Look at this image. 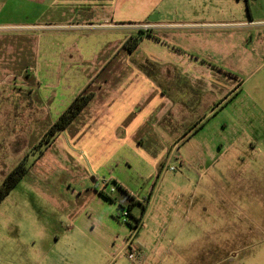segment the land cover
<instances>
[{
	"label": "crops",
	"instance_id": "crops-1",
	"mask_svg": "<svg viewBox=\"0 0 264 264\" xmlns=\"http://www.w3.org/2000/svg\"><path fill=\"white\" fill-rule=\"evenodd\" d=\"M26 2L37 10L36 20L0 25V66L13 65L12 74L20 75L29 90L33 88L35 105L48 115L49 125L56 121L50 115L60 117L76 97L92 94L61 133L67 134L71 145L84 144L92 166L88 175L95 186L83 192L93 204L87 202L76 210L65 250L80 249L117 264L113 260L121 259L130 231L110 216L109 205H122L126 199L120 192L116 204L104 198L96 187L100 175L110 174L103 179L138 202L146 186L139 176L142 172L122 168L115 172L111 167H131L144 157L150 172H157L176 147L206 128L212 113L248 94L245 88L254 67H264V0ZM143 25L150 29H142ZM19 30L21 34L12 33ZM132 37L139 38V44L131 52L127 45ZM260 88L264 93V82ZM207 101L208 106H216L208 113ZM195 111L201 117L186 131ZM250 118L240 112V125ZM205 155L201 153L199 161L211 160ZM232 159L228 171L233 184L246 177L263 189L264 181H259L263 173L237 167L246 159L241 154ZM216 185L222 188L220 182ZM94 211L104 220H93ZM83 213L89 219L79 220ZM101 221H106L105 228L99 225L104 234L96 228ZM49 236L42 238L45 242L55 238ZM35 248L42 255L34 257L33 252L28 264L54 263L58 248Z\"/></svg>",
	"mask_w": 264,
	"mask_h": 264
},
{
	"label": "rangeland",
	"instance_id": "rangeland-1",
	"mask_svg": "<svg viewBox=\"0 0 264 264\" xmlns=\"http://www.w3.org/2000/svg\"><path fill=\"white\" fill-rule=\"evenodd\" d=\"M36 11L26 0H1L0 25L36 20ZM13 69V65L0 66V183L27 155L31 166L29 174L0 204V264H28L33 252L34 257L42 255L35 250L36 245L41 250L47 245L58 248L53 264H108L109 259L96 254L65 250L73 233L70 225L77 218L76 210L87 202L93 204L91 196L86 199L83 193L95 187L88 175L91 162L84 144L71 145L66 133L57 137L42 155L32 153L51 125L45 119L48 115L35 105L33 88L29 90L20 75L15 77ZM253 70L256 71L245 88L248 94L238 95L223 110L212 113L205 129L191 134L189 140L176 147L157 172L151 169L153 178L149 179L151 165L141 154L143 159L138 157L131 167H111L115 172L121 168L142 172L139 176L146 180V186L138 202L134 203L114 183L105 188L103 178L110 174L100 175L102 181L96 186L100 193L103 191L115 204L119 192L125 196L122 205H109L110 216L128 227L127 243L132 240V248L143 253L138 261L123 257L113 263L264 264V187L252 184L246 177L233 184L228 171L238 153L246 159L237 167H251L257 174H264V93L260 88L264 67ZM213 104L208 106L207 101V113L216 107ZM240 112L251 116L243 126ZM190 114L185 127L201 117L196 111ZM50 118L59 117L53 114ZM201 153L211 160L199 161ZM166 163L176 170L163 169ZM216 181L222 188L217 187ZM54 185L59 189L51 190ZM112 186H116L115 193L110 192ZM129 204H133L131 209ZM123 210L131 213L128 223L119 217ZM91 217L104 220L99 211ZM81 219L87 220L89 215L83 213ZM99 225L105 228L106 221L96 225L101 230ZM98 233L99 230L94 232L96 236ZM45 236L55 238L45 242Z\"/></svg>",
	"mask_w": 264,
	"mask_h": 264
},
{
	"label": "trees",
	"instance_id": "trees-1",
	"mask_svg": "<svg viewBox=\"0 0 264 264\" xmlns=\"http://www.w3.org/2000/svg\"><path fill=\"white\" fill-rule=\"evenodd\" d=\"M139 44V38L132 37L127 45L132 52ZM92 98V94H81L75 98L71 105L61 114L51 127L47 130L41 141L34 147L32 153L43 154L50 146L54 144L57 137L68 128L73 120L81 113L85 106ZM29 155L24 157L19 163L13 167L2 179L0 183V204L7 198V196L16 188V186L29 174L30 172ZM101 194L108 198L103 191Z\"/></svg>",
	"mask_w": 264,
	"mask_h": 264
},
{
	"label": "built area",
	"instance_id": "built-area-1",
	"mask_svg": "<svg viewBox=\"0 0 264 264\" xmlns=\"http://www.w3.org/2000/svg\"><path fill=\"white\" fill-rule=\"evenodd\" d=\"M142 29L144 30H149L150 29V26L149 25H143L141 27ZM163 169H166V170H170V171H175L176 169L174 167H170L168 165V163H166L163 167ZM103 184H104V187L106 188L108 185H111V181L110 180H107V179H103ZM116 186H112L110 188V192L111 193H115L116 192ZM131 213L129 211H126V210H123L120 214H119V217H122L124 219V222L125 223H128L130 222L128 217H130ZM137 228H138V224H137ZM133 235V234H132ZM132 240H130L127 245H126V248L125 250H123L120 255H119V258H123V257H127L130 261H138L140 259H142L143 257V253L140 251V249L138 248L137 251L134 250V248H132ZM128 249H130V251H127Z\"/></svg>",
	"mask_w": 264,
	"mask_h": 264
}]
</instances>
